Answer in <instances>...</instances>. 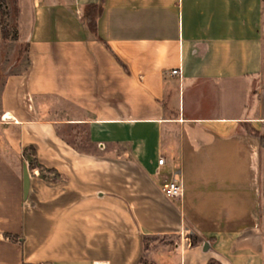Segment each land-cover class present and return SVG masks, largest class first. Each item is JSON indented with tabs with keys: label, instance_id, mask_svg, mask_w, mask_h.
Segmentation results:
<instances>
[{
	"label": "crops",
	"instance_id": "obj_1",
	"mask_svg": "<svg viewBox=\"0 0 264 264\" xmlns=\"http://www.w3.org/2000/svg\"><path fill=\"white\" fill-rule=\"evenodd\" d=\"M263 4L32 0L0 89V264H264Z\"/></svg>",
	"mask_w": 264,
	"mask_h": 264
},
{
	"label": "rangeland",
	"instance_id": "obj_2",
	"mask_svg": "<svg viewBox=\"0 0 264 264\" xmlns=\"http://www.w3.org/2000/svg\"><path fill=\"white\" fill-rule=\"evenodd\" d=\"M5 12L4 26L6 38L0 39V89L5 76L10 72L22 70L26 64V39L30 32L33 22L32 0H22V10L18 14L15 0H1ZM17 3V2H16ZM264 6V4H263ZM264 10V9H263ZM18 15V16H17ZM18 17V21H17ZM264 21V11H263ZM18 23V27H17ZM264 30V22H263ZM264 149V143H263ZM264 157V150H263ZM263 180H264V161H263ZM151 240H146L145 245ZM143 264H149L147 262Z\"/></svg>",
	"mask_w": 264,
	"mask_h": 264
},
{
	"label": "trees",
	"instance_id": "obj_3",
	"mask_svg": "<svg viewBox=\"0 0 264 264\" xmlns=\"http://www.w3.org/2000/svg\"><path fill=\"white\" fill-rule=\"evenodd\" d=\"M15 6L17 9V3L15 0ZM100 8L96 5H88L84 15H83V21L85 22L86 26L91 30V32L95 31V19L97 14L100 12ZM5 19V12L2 7V2L0 0V25H1V38H6V29L4 26V20ZM261 141L264 143V135L259 136ZM146 241V239L144 238ZM143 240V241H144ZM144 241V242H145ZM194 243V241L191 239V244ZM49 264V263H46Z\"/></svg>",
	"mask_w": 264,
	"mask_h": 264
},
{
	"label": "built area",
	"instance_id": "obj_4",
	"mask_svg": "<svg viewBox=\"0 0 264 264\" xmlns=\"http://www.w3.org/2000/svg\"><path fill=\"white\" fill-rule=\"evenodd\" d=\"M173 74L177 73V70L174 69L171 71ZM165 159L164 157H159L157 160L158 165L164 164ZM161 192L164 194L165 197L174 199L180 197L182 194V184L180 178L175 175L171 180L165 181L161 185Z\"/></svg>",
	"mask_w": 264,
	"mask_h": 264
},
{
	"label": "water",
	"instance_id": "obj_5",
	"mask_svg": "<svg viewBox=\"0 0 264 264\" xmlns=\"http://www.w3.org/2000/svg\"><path fill=\"white\" fill-rule=\"evenodd\" d=\"M28 189H29V173H28L27 167L24 166L23 168V196L24 198L27 197Z\"/></svg>",
	"mask_w": 264,
	"mask_h": 264
}]
</instances>
